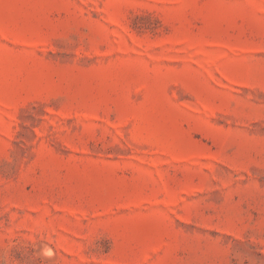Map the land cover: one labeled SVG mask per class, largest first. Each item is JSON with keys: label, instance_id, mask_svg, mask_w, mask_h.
Here are the masks:
<instances>
[{"label": "rangeland", "instance_id": "rangeland-1", "mask_svg": "<svg viewBox=\"0 0 264 264\" xmlns=\"http://www.w3.org/2000/svg\"><path fill=\"white\" fill-rule=\"evenodd\" d=\"M0 264H264V0H0Z\"/></svg>", "mask_w": 264, "mask_h": 264}]
</instances>
